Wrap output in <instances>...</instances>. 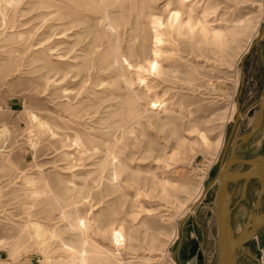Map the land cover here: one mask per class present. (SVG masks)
Here are the masks:
<instances>
[{
    "label": "rangeland",
    "instance_id": "rangeland-1",
    "mask_svg": "<svg viewBox=\"0 0 264 264\" xmlns=\"http://www.w3.org/2000/svg\"><path fill=\"white\" fill-rule=\"evenodd\" d=\"M263 24L264 0H0L3 257L80 264V218L88 264H218L212 181L258 113Z\"/></svg>",
    "mask_w": 264,
    "mask_h": 264
},
{
    "label": "water",
    "instance_id": "water-1",
    "mask_svg": "<svg viewBox=\"0 0 264 264\" xmlns=\"http://www.w3.org/2000/svg\"><path fill=\"white\" fill-rule=\"evenodd\" d=\"M263 38H264V24L261 28L260 35L252 43L251 48H253ZM244 78H245V72L243 70L242 82H244ZM237 101H238V105L240 106L239 97L237 98ZM242 114L243 112L240 109H238V112L236 113L235 116V121L232 127V131L230 133L226 147L223 152L218 173L212 181V183H215L216 182L215 180L218 178V176L219 175L221 176L222 181L221 183H219L217 187L218 193H217V199L215 201V216L217 220V231H218V264H239V258L241 255H246L250 257L252 260H254L257 264H261L260 258L249 245V241L254 237H256L260 232V230L264 227V210L263 211L261 210L262 208L261 200L262 197H264V153L263 154L259 153L245 159V161L247 162L246 173H249V175H247V178L248 179L251 178L254 180L258 188V194L255 197L254 204L249 206L247 214L242 219L241 231L237 232L233 227L234 224H232L233 221L232 213L236 208L237 204H235L232 207L230 216L228 215L226 216L223 214L222 207H220L219 204L220 194L226 188V180H225V176L223 175L224 171L221 172V166L224 161L226 151L228 149V145L231 141L232 135L236 129V126L240 118L242 117ZM263 117H264V90L259 97L258 114L254 123L250 127H248L247 130H245L243 133H241L238 137L235 138L233 146L231 148V154L226 162V165H228L232 156L235 154L234 148L237 142L243 139L249 140L260 127ZM212 183L208 186L207 190L211 188ZM199 264H204V261L200 262Z\"/></svg>",
    "mask_w": 264,
    "mask_h": 264
},
{
    "label": "bare ground",
    "instance_id": "bare-ground-1",
    "mask_svg": "<svg viewBox=\"0 0 264 264\" xmlns=\"http://www.w3.org/2000/svg\"><path fill=\"white\" fill-rule=\"evenodd\" d=\"M207 16L208 15H205V17H207ZM105 19L107 20L106 24L108 26V30L109 31L116 30V26L114 25L113 21L110 19V16L106 14L105 15ZM176 19H177L176 16L172 17V19L170 20L169 24H170L171 27L175 28L176 32H180V27H181L180 24L178 23L177 26L174 24V22H176ZM158 25L161 26V24H159V23H158ZM185 28L189 32H191L193 34H195L196 30H197L196 26L193 25V24H190V23H187ZM199 32L201 33V35L204 38L205 37L207 38L210 35V31L205 26H202V29ZM161 35L162 34H158L157 35V39H159V37ZM259 35H260V33H259ZM217 38L219 39V37H217ZM153 68L158 70L157 65H155V66L153 65ZM256 117H257V115H256ZM254 121H253V123H254ZM263 122H264V117H263L262 122L260 124V127L258 128L256 133L262 127ZM256 133H254V135ZM253 136L249 140H247V139H245V140L243 139L241 141L239 140L237 142L235 148H234L235 154L232 156V158L229 161L228 165H226L227 161H223V163H222L221 172L224 171L223 175L225 176V180H226V188L220 194L219 204H220V207H222L223 214L226 215V216L227 215L230 216L232 207L235 204H237L236 206H238L240 203H243V202L246 203L247 199L249 198L251 193L252 194H256L254 196V200H255V197L258 194L257 185L255 184L253 179H251V178L248 179L247 178V175H249V173H246L247 162L245 161V159H247L248 157H246L245 154L249 150L250 140L253 138ZM237 154H239V155L237 156ZM237 164L240 165V167L238 169H236V165ZM221 172H220V174H221ZM216 180L218 181V185H219V183H221V181H222L221 180V176L219 175ZM239 184H241L240 196H239V199L235 202L234 201V197H235L237 186ZM203 193H202V196L200 195V197L198 198L197 201H199L203 196H205L207 192H205V194H203ZM216 199H217V195H216ZM254 202H253V204H254ZM261 206H262L261 210L263 211L264 210V197H262ZM233 215L234 214L232 213V219H233ZM232 224H233V221H232ZM74 229L76 231H78L80 233L81 237H82V249L80 250V253H79L80 254L79 262H80V264H88V260L86 258V255H87L88 252H90L89 248L92 247L90 245V241L88 239V233H89V229L90 228H89V226L87 225V223L84 220L79 218V220L77 222V225L75 226ZM234 229H235V227H234ZM39 230H40V228H39ZM241 230H242V221L238 225V231H241ZM39 236L40 235H38V237ZM260 261H261V264H264V259H260Z\"/></svg>",
    "mask_w": 264,
    "mask_h": 264
},
{
    "label": "crops",
    "instance_id": "crops-1",
    "mask_svg": "<svg viewBox=\"0 0 264 264\" xmlns=\"http://www.w3.org/2000/svg\"><path fill=\"white\" fill-rule=\"evenodd\" d=\"M7 258H4L3 253L0 252V264H30L34 262L33 259H30V261H27V259H22L14 263L13 261L8 260Z\"/></svg>",
    "mask_w": 264,
    "mask_h": 264
},
{
    "label": "flooded vegetation",
    "instance_id": "flooded-vegetation-1",
    "mask_svg": "<svg viewBox=\"0 0 264 264\" xmlns=\"http://www.w3.org/2000/svg\"><path fill=\"white\" fill-rule=\"evenodd\" d=\"M233 146V145H232ZM232 146L230 147V148H228L227 149V151H226V155H225V158H224V161H227L228 160V158H229V156H230V154H231V148H232ZM224 152V151H223ZM239 154H237V156H238ZM222 156H223V153H222ZM222 156H221V160H222ZM245 156H246V154H245ZM247 157V156H246ZM221 160H220V164H221ZM220 164H219V167H220ZM240 167V165L239 164H237L236 165V169H238ZM237 195V199L235 200L234 199V201L236 202L238 199H239V196H240V189L238 190V189H236V193H235V196ZM237 207V206H236Z\"/></svg>",
    "mask_w": 264,
    "mask_h": 264
},
{
    "label": "built area",
    "instance_id": "built-area-1",
    "mask_svg": "<svg viewBox=\"0 0 264 264\" xmlns=\"http://www.w3.org/2000/svg\"><path fill=\"white\" fill-rule=\"evenodd\" d=\"M261 259H264V247L261 248ZM35 263L41 264V259L35 260Z\"/></svg>",
    "mask_w": 264,
    "mask_h": 264
}]
</instances>
